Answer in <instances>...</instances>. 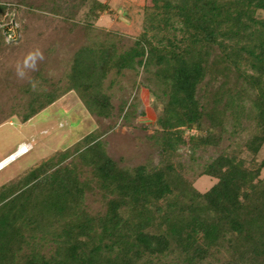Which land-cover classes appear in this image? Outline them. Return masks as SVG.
<instances>
[{
    "label": "trees",
    "instance_id": "16d2710c",
    "mask_svg": "<svg viewBox=\"0 0 264 264\" xmlns=\"http://www.w3.org/2000/svg\"><path fill=\"white\" fill-rule=\"evenodd\" d=\"M55 1L39 8L81 37L60 60L64 36L48 37L32 74L45 90L18 86L8 116L26 123L76 92L97 128L0 188V264H264V0H150L128 47L95 30L107 2L90 0L82 27ZM8 4L0 0V23ZM140 66L167 103L150 137L158 161L126 168L104 126L117 125L118 108L128 113L112 101L116 78ZM210 147L221 151L199 168L196 154ZM203 176L216 180L206 192L194 186ZM89 192L103 196L101 210L88 208Z\"/></svg>",
    "mask_w": 264,
    "mask_h": 264
},
{
    "label": "rangeland",
    "instance_id": "374dc122",
    "mask_svg": "<svg viewBox=\"0 0 264 264\" xmlns=\"http://www.w3.org/2000/svg\"><path fill=\"white\" fill-rule=\"evenodd\" d=\"M2 1L9 3L11 9L0 23L4 38V43H0V161L14 153L21 144L31 145L32 150L0 172V188L16 181L57 152L75 145L97 128L95 119L87 113L76 92L68 93L26 123H23L17 116H8L10 108L17 104L20 97L18 86L27 83L15 78L10 65L36 46L43 50L45 56L46 45L54 42H48V37L54 35V37H59L61 34L65 39L61 36L64 47L56 57L60 60L62 53L67 54L71 51L70 42H76L81 35L80 31L77 35L69 31L71 24H67L68 21L63 17L52 15L48 9H43V7L39 8L45 3L46 6H53L54 0ZM99 1L107 2L110 6L109 10L104 11L100 19L94 22L95 30H103L100 39L116 42L122 40L126 41L124 47L130 46L129 41H134L144 31L147 9L151 1ZM55 2L54 4L64 13L68 11L77 13L78 17L74 21L76 25L84 27L87 22L91 21L86 17L90 9V0H85L84 3L82 0H56ZM27 5H30V8ZM58 72L59 70L52 69L51 73L57 75ZM148 76L141 66L137 71L127 70L116 78L112 90L110 89L112 101L117 108L121 107V104L125 108L129 107L127 114L118 108L117 115L113 118V120L117 119L116 126L111 129L104 126L106 129L104 139L109 154L122 167L133 168L146 163L148 159L158 161L157 153H155L157 152L156 145L150 137L157 132V118L162 114L167 100L157 97L156 92L159 88L148 83ZM108 121L110 124L111 120L108 119L105 123ZM101 128L103 127L100 125L99 129ZM194 133H196L194 130L187 131L186 137ZM247 137L248 132H245L235 141L242 144ZM228 143L224 142V150L227 149ZM220 151L212 147L199 151L195 156L199 168L217 156ZM180 153L184 159H189L191 156L187 146L180 148ZM244 156H248V153ZM258 158L264 159V149ZM88 171H83V180L90 178L91 173ZM215 183V179L203 176L196 180L194 186L200 192H206ZM102 198L99 192H89L88 208L93 212L101 210V205L104 204Z\"/></svg>",
    "mask_w": 264,
    "mask_h": 264
},
{
    "label": "clouds",
    "instance_id": "9594fccd",
    "mask_svg": "<svg viewBox=\"0 0 264 264\" xmlns=\"http://www.w3.org/2000/svg\"><path fill=\"white\" fill-rule=\"evenodd\" d=\"M44 60L43 50L36 46L24 53L22 58L15 60L10 67L18 81L27 82L33 92H39L45 90L42 81L31 74L39 71V66Z\"/></svg>",
    "mask_w": 264,
    "mask_h": 264
},
{
    "label": "built area",
    "instance_id": "2783aa9c",
    "mask_svg": "<svg viewBox=\"0 0 264 264\" xmlns=\"http://www.w3.org/2000/svg\"><path fill=\"white\" fill-rule=\"evenodd\" d=\"M31 150H32V146H31V145L21 144V145L17 148V150H16L13 154H11L8 158H6V159H9L10 157H13V155H17V158L19 159L20 157H22V156L28 154ZM4 161H6V160H4ZM4 161H3V160L0 161V172H1L2 170H4V168H5V167L2 166L3 163H4ZM10 163H11V162H10Z\"/></svg>",
    "mask_w": 264,
    "mask_h": 264
},
{
    "label": "bare ground",
    "instance_id": "6f19581e",
    "mask_svg": "<svg viewBox=\"0 0 264 264\" xmlns=\"http://www.w3.org/2000/svg\"><path fill=\"white\" fill-rule=\"evenodd\" d=\"M12 154H13V153H12ZM10 155H11V154H10ZM10 155H9V156H10ZM9 156H8V157H9ZM8 157H6V158H8ZM6 158L3 159V161H4V160H6V161H4V163H3V165H2V166L5 167V168H6L7 166H9L11 163L15 162V161L18 159V158H17V155H13V157H10L9 159H6ZM10 162H11V163H10ZM5 168H4V169H5Z\"/></svg>",
    "mask_w": 264,
    "mask_h": 264
}]
</instances>
